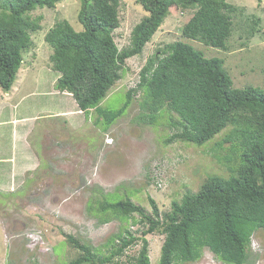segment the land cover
Listing matches in <instances>:
<instances>
[{
    "label": "trees",
    "instance_id": "16d2710c",
    "mask_svg": "<svg viewBox=\"0 0 264 264\" xmlns=\"http://www.w3.org/2000/svg\"><path fill=\"white\" fill-rule=\"evenodd\" d=\"M63 0H0V88L9 92L24 64V54L34 45L32 34L42 28L39 8H55ZM148 12L135 25L130 44L119 48L115 30L120 27L122 0H81L77 30L70 21H57L45 35L52 46L51 67L59 73L58 91L68 92L79 110L97 112L96 124L104 130L121 117L141 92L139 121L154 124L167 110L174 129L165 143L183 141L203 145L226 128L225 137L210 150L229 169L228 176L207 177L202 186L188 189L171 208L161 211L149 196L151 210L137 204L130 193L100 192L88 210L102 224L119 217L141 223L140 233L131 226L106 242L109 253L68 235L80 254L68 264H151L149 233L165 235L159 264L196 262L211 250L227 264H247L252 237L264 231V89L234 87L226 58L207 57L186 40L164 46L148 58L139 83L126 93L125 104L111 111L101 105L112 87L123 78L125 64L141 55L166 18L178 11H193L182 27V36L215 48L228 49L234 31V13L240 8L228 0H138ZM253 17L245 27L251 36L261 28ZM170 115V114H169ZM104 119V120H103ZM105 124V125H104ZM225 143H230L225 146ZM132 192V191H131ZM141 244L137 253L127 249Z\"/></svg>",
    "mask_w": 264,
    "mask_h": 264
},
{
    "label": "rangeland",
    "instance_id": "374dc122",
    "mask_svg": "<svg viewBox=\"0 0 264 264\" xmlns=\"http://www.w3.org/2000/svg\"><path fill=\"white\" fill-rule=\"evenodd\" d=\"M228 2L240 10L234 13L227 50L184 38L182 27L193 11L172 13L144 52L127 60L123 78L101 105L111 111L122 107L126 93L139 83L148 58L177 40L190 42L207 57H225L234 87L264 89V0ZM80 6L81 0H63L55 8L31 13L32 17L41 15L42 28L32 34L34 45L24 54L25 62L12 89L5 92L0 88V264H68L81 252L70 244L68 235L106 254L110 250L106 242L121 229L131 226L140 233L137 228H142L141 223L115 217L102 224L89 212V201L101 195L99 189L133 194V200L148 211L150 196L166 211L173 199H181L188 189L198 190L208 176L230 174L210 150L229 127L201 146L183 141L165 143L174 131L169 126L171 113L166 110L154 124L139 121V92L105 131L101 123L96 124L97 112L82 113L71 94L56 89L59 73L50 66L53 48L45 35L62 19L81 30ZM147 14L138 0H122L121 25L115 30L120 49L130 44L133 28ZM253 17L260 19L257 27L261 30L249 37L245 24ZM146 237L151 264H159L165 235L154 232ZM140 247L131 246L121 259ZM182 264L227 263L205 249L200 260ZM247 264H264L263 230L252 237Z\"/></svg>",
    "mask_w": 264,
    "mask_h": 264
},
{
    "label": "crops",
    "instance_id": "0c3cea01",
    "mask_svg": "<svg viewBox=\"0 0 264 264\" xmlns=\"http://www.w3.org/2000/svg\"><path fill=\"white\" fill-rule=\"evenodd\" d=\"M79 111H81V110H79ZM82 112V111H81ZM83 113V112H82ZM32 118H34V117H29L28 119H32Z\"/></svg>",
    "mask_w": 264,
    "mask_h": 264
}]
</instances>
